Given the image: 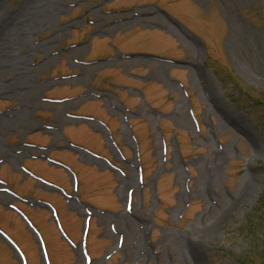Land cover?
Segmentation results:
<instances>
[{
    "label": "rangeland",
    "instance_id": "374dc122",
    "mask_svg": "<svg viewBox=\"0 0 264 264\" xmlns=\"http://www.w3.org/2000/svg\"><path fill=\"white\" fill-rule=\"evenodd\" d=\"M0 228V264H264V0H0Z\"/></svg>",
    "mask_w": 264,
    "mask_h": 264
},
{
    "label": "bare ground",
    "instance_id": "6f19581e",
    "mask_svg": "<svg viewBox=\"0 0 264 264\" xmlns=\"http://www.w3.org/2000/svg\"><path fill=\"white\" fill-rule=\"evenodd\" d=\"M33 26H34V24L33 23H31L30 22V24L28 25L27 24V26H25V31H24V36H26V35H28L29 33H31L32 31H33ZM25 70H27L26 68H25ZM252 189H251V187L250 186H246L245 187V190H244V193L238 198V201H237V204H238V202L242 199V200H244L247 196H248V194L250 193V191H251ZM235 201V202H236ZM235 202L234 203H232L231 204V206L229 207V209L230 208H233V206L235 205ZM236 206V205H235ZM235 208V207H234ZM227 212V211H226ZM225 213V212H224ZM224 213H220L219 214V216L218 217H216L217 219H222V217L224 216ZM219 220L218 222H214L213 223V226H212V228L210 229V231H209V234H211V235H215V234H218V231L220 230V226H221V224H222V220ZM219 228V229H218ZM188 249V252H190V253H192V255H194V257H199L200 255V250L199 249H196V248H194L193 247V245H189V247L187 248Z\"/></svg>",
    "mask_w": 264,
    "mask_h": 264
}]
</instances>
